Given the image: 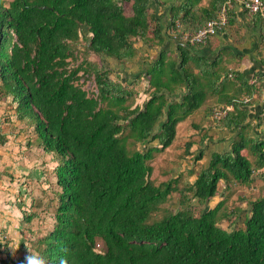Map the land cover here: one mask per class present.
<instances>
[{"label":"trees","instance_id":"1","mask_svg":"<svg viewBox=\"0 0 264 264\" xmlns=\"http://www.w3.org/2000/svg\"><path fill=\"white\" fill-rule=\"evenodd\" d=\"M202 1L172 7L169 28L178 23L181 31H194L228 0H210L205 7ZM231 1L221 31L230 22ZM153 3L161 5L159 0H0V97H12L15 118L33 129L35 141L55 163L52 228L28 230L18 248L24 255L15 260L10 247L1 246L0 264H19L28 249L45 255L49 264L61 258L68 264H264V196L249 202L240 229L218 226L230 218L225 201L206 209L220 181L253 182L254 172L264 167V139L241 134L230 152L212 153L193 183L179 187L181 174L155 183L154 154L172 144L178 123L220 93L201 88L181 48V61L160 53L146 68L152 91L142 106L135 103L132 85L88 59L94 55L123 64L136 55L138 41L160 42ZM209 74L219 81L220 74ZM89 79L95 93L84 89ZM182 88L185 93H177ZM235 99L229 101L234 107ZM229 114L217 122L227 127L245 118L233 121ZM7 142L0 121V147ZM190 147L186 144L185 152ZM174 193L180 208L172 211L167 203ZM193 200L204 206L198 213ZM19 204L24 224L38 218L33 208L40 203Z\"/></svg>","mask_w":264,"mask_h":264},{"label":"crops","instance_id":"2","mask_svg":"<svg viewBox=\"0 0 264 264\" xmlns=\"http://www.w3.org/2000/svg\"><path fill=\"white\" fill-rule=\"evenodd\" d=\"M159 1L161 5L157 6L153 3L150 6V11L159 18L161 41L151 43L138 41L135 45L137 52L133 58L123 64L114 63L115 67L113 66V69L118 71V77L116 76L115 80L131 85L138 76L145 77L146 68L153 64L160 53L166 54L171 59L181 61V49L186 52L189 57L186 66L198 78L201 88L206 93H220L219 97L208 96L200 108L178 123L176 127L175 138L178 137V130L185 128L187 123L190 125V129H194V132L189 134V138L184 140L181 146L185 147L186 144H191L189 154L197 151L198 146L200 147L198 153H203L202 158L197 161L199 162L197 168L200 171L208 166L212 153L230 152L233 143L240 139L241 134L246 139L254 141L264 139V53L260 47L261 34L258 18L249 16L241 9L238 5L241 0H233V12L230 14L228 26L223 31L210 37L205 45L189 47L169 37L170 9L179 6L183 0ZM209 3L210 0H203L201 6H208ZM208 67H211L209 73L220 74L219 81L215 82L214 77L210 76L207 72ZM227 73H232L233 78H224ZM145 80L148 83L147 78ZM185 91L186 88H182L177 93H185ZM230 98H236L234 101L237 102L236 107L229 103ZM180 99L181 94H178L176 100L180 101ZM228 103L232 107L228 113H230V118L233 121H236L240 115L245 117L241 124L231 125L230 123L226 127L221 123L214 122L211 118L213 108ZM201 110L203 111L201 112ZM201 114H203L202 117H200ZM197 117L200 118L195 121ZM244 153L247 154L248 160L253 164L254 157L247 150H244ZM185 168H191L190 163L171 164L170 176L173 177L174 169L178 174L181 169ZM254 175L255 179L249 186L225 184L220 181L218 187L219 190L221 187V190L211 199L210 207L215 206L220 201H226L228 196L235 191L233 199H237L238 205L243 211V220H245L250 212L249 202L264 196L260 193V191L264 192V167L256 170ZM194 178H191L188 183H193ZM240 193L241 196H239ZM216 197H219V199L216 200ZM212 200L216 201L212 203ZM24 229L27 230V235H29L28 230H31L30 227L27 226ZM22 230L19 222L18 225L10 228L11 233L15 231L14 233L18 235V242H16L18 248H21V243L24 240L22 237L24 231ZM27 235H25V238ZM22 255L24 253L15 255L13 251V260Z\"/></svg>","mask_w":264,"mask_h":264},{"label":"rangeland","instance_id":"3","mask_svg":"<svg viewBox=\"0 0 264 264\" xmlns=\"http://www.w3.org/2000/svg\"><path fill=\"white\" fill-rule=\"evenodd\" d=\"M79 52L80 57L78 56L77 62L81 61L82 50ZM88 59L95 63L103 64L111 71V77L116 79L118 71L113 69L116 62L104 57L101 59V57L94 55H89ZM143 78L140 75L131 84L137 93L135 103L139 106L143 105V102L148 99L152 91L145 80L146 77ZM84 89L95 93V84L92 79L85 82ZM14 107L15 105L12 102L11 96L0 97V121L3 132L8 138V142L3 147H0V231L5 238L3 245L7 244L12 253L14 251L15 255H20L18 246L16 245L18 235L14 233L15 231L11 233V227L21 222L22 229L28 226L31 230L41 231L42 233H46L52 228L54 206L50 203V200L52 191L54 190L52 168L55 166V163L51 160L52 155L44 153L42 147L35 141L33 129L27 128L15 118ZM200 117L195 118V121H198ZM190 128V125L187 123L185 128L178 130V137L174 139L168 148L154 154L150 165L153 168L151 177L155 183L163 182L181 174L178 186L182 187V185L188 184L191 178L196 177L199 172V168H197L199 162L195 161L194 158L200 151V147L198 146L197 151L189 154L184 151L185 147L181 146L183 145L182 142L189 138V134L194 132V129ZM155 144L156 142H154ZM188 158L191 159L187 160ZM184 162L190 163L191 168L181 169V172L178 174H176L174 169L173 177L170 176L171 164L175 165L177 163L181 165ZM220 190L218 191L220 192ZM233 193L225 201V206L230 212V218L222 220L218 225L226 230L243 228L244 223L243 211H241L237 199H233ZM260 193L264 194L263 191H260ZM241 195L240 193L239 196ZM31 199H34L38 204L40 203L39 207L33 208V211L38 213V218H34L30 223L24 224L22 222L21 211H19L16 205L23 203L25 207H28ZM215 199L217 200L219 197ZM215 201L212 200V203ZM190 204L194 207L195 213H198L204 207L198 204L196 200H193ZM167 206L172 211L180 208L179 195L177 193L172 194ZM210 206L211 202L207 205L206 209ZM8 227L10 228L8 229ZM25 235H27V230L24 231L22 237L25 238ZM27 236H30V234Z\"/></svg>","mask_w":264,"mask_h":264},{"label":"built area","instance_id":"4","mask_svg":"<svg viewBox=\"0 0 264 264\" xmlns=\"http://www.w3.org/2000/svg\"><path fill=\"white\" fill-rule=\"evenodd\" d=\"M231 0H228L222 8L217 12V15L206 22L203 26L197 28L194 31L184 32L181 31L180 25L177 23L175 28L169 30V37L178 43L190 46H201L205 45L208 39L217 33H219L223 27L227 24V11ZM238 5L242 10L249 13L252 16H257L260 33L262 35L261 44L264 49V1L263 0H241ZM229 77H232L229 75ZM230 105H221L212 109L211 118L214 121H221L224 119L228 112L231 110ZM5 238L0 232V249L4 244ZM4 256L0 253V259Z\"/></svg>","mask_w":264,"mask_h":264},{"label":"clouds","instance_id":"5","mask_svg":"<svg viewBox=\"0 0 264 264\" xmlns=\"http://www.w3.org/2000/svg\"><path fill=\"white\" fill-rule=\"evenodd\" d=\"M19 264H49V261L42 253L28 249ZM59 264H68V261L67 259L61 258Z\"/></svg>","mask_w":264,"mask_h":264},{"label":"water","instance_id":"6","mask_svg":"<svg viewBox=\"0 0 264 264\" xmlns=\"http://www.w3.org/2000/svg\"><path fill=\"white\" fill-rule=\"evenodd\" d=\"M41 9H45V7H41Z\"/></svg>","mask_w":264,"mask_h":264}]
</instances>
